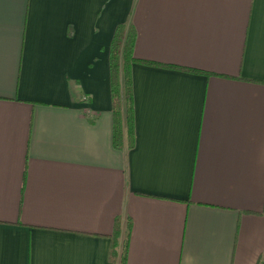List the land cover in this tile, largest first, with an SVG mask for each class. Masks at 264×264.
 Wrapping results in <instances>:
<instances>
[{"label": "crops", "instance_id": "crops-1", "mask_svg": "<svg viewBox=\"0 0 264 264\" xmlns=\"http://www.w3.org/2000/svg\"><path fill=\"white\" fill-rule=\"evenodd\" d=\"M122 23L144 61L126 150ZM261 263L264 0H0V264Z\"/></svg>", "mask_w": 264, "mask_h": 264}, {"label": "trees", "instance_id": "trees-1", "mask_svg": "<svg viewBox=\"0 0 264 264\" xmlns=\"http://www.w3.org/2000/svg\"><path fill=\"white\" fill-rule=\"evenodd\" d=\"M137 33L132 25L119 24L110 44V84L113 113V144L116 149H130L135 144L132 66L144 62L134 55ZM150 63V62H145ZM153 64V63H150ZM192 71V70H189ZM121 236V222L116 220L113 253L117 252ZM127 254L125 241L122 260ZM117 254H114L116 257ZM262 264V263H261Z\"/></svg>", "mask_w": 264, "mask_h": 264}]
</instances>
